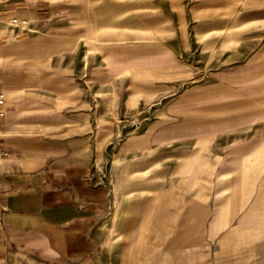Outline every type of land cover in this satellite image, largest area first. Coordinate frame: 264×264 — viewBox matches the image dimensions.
<instances>
[{"label": "crops", "instance_id": "crops-1", "mask_svg": "<svg viewBox=\"0 0 264 264\" xmlns=\"http://www.w3.org/2000/svg\"><path fill=\"white\" fill-rule=\"evenodd\" d=\"M240 46L264 0H0V264H264V71L200 68Z\"/></svg>", "mask_w": 264, "mask_h": 264}, {"label": "rangeland", "instance_id": "rangeland-1", "mask_svg": "<svg viewBox=\"0 0 264 264\" xmlns=\"http://www.w3.org/2000/svg\"><path fill=\"white\" fill-rule=\"evenodd\" d=\"M233 47H225L224 49H227L229 51L232 50ZM234 49V48H233ZM245 47L244 46H240L237 48L236 51L234 52H225V53H220V57L225 55V58H231V59H238L237 61H221V62H217L214 60V58H212L210 55H212V52H210V50L208 52H203V61L200 64V68L202 69V73L205 76H208L209 73H211L212 71H232L234 74V79H233V83L235 86H242L245 79V76L248 75V72H251L253 69L255 71L261 69L264 71V63L263 64H259V63H246V62H242L241 60L244 58L243 54L245 53ZM214 54V53H213ZM219 57V58H220ZM251 66L253 67V69H251ZM237 97H243V96H236ZM264 98V96H263ZM225 112H220V117H226L224 116ZM243 114H247L249 118L251 119H259L260 121L264 122V104L263 106H261L260 109H256L255 107H252V109L250 111L247 112H242ZM216 130V133H223V131H226V127L225 126H220L217 128H213Z\"/></svg>", "mask_w": 264, "mask_h": 264}, {"label": "built area", "instance_id": "built-area-1", "mask_svg": "<svg viewBox=\"0 0 264 264\" xmlns=\"http://www.w3.org/2000/svg\"><path fill=\"white\" fill-rule=\"evenodd\" d=\"M27 22L24 20H17L15 18H10L7 20L6 25L9 28L13 29H22L26 26ZM1 102V100H0ZM3 114V109L0 107V116Z\"/></svg>", "mask_w": 264, "mask_h": 264}]
</instances>
